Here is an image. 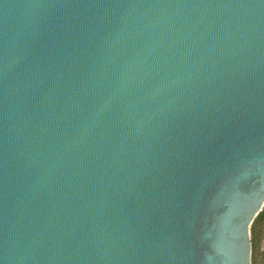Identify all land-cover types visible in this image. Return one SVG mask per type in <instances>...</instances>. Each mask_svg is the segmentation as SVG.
I'll use <instances>...</instances> for the list:
<instances>
[{"label": "water", "instance_id": "95a60500", "mask_svg": "<svg viewBox=\"0 0 264 264\" xmlns=\"http://www.w3.org/2000/svg\"><path fill=\"white\" fill-rule=\"evenodd\" d=\"M264 0H0V264H252Z\"/></svg>", "mask_w": 264, "mask_h": 264}, {"label": "rangeland", "instance_id": "374dc122", "mask_svg": "<svg viewBox=\"0 0 264 264\" xmlns=\"http://www.w3.org/2000/svg\"><path fill=\"white\" fill-rule=\"evenodd\" d=\"M264 212V211H263ZM260 230H261V235L257 241V246L255 249V252L253 250V255H252V264H264V223L261 224ZM255 253V257H254Z\"/></svg>", "mask_w": 264, "mask_h": 264}, {"label": "trees", "instance_id": "16d2710c", "mask_svg": "<svg viewBox=\"0 0 264 264\" xmlns=\"http://www.w3.org/2000/svg\"><path fill=\"white\" fill-rule=\"evenodd\" d=\"M264 211V210H263ZM264 223V212H262L259 217L256 219L253 228H252V243H253V250L255 252L256 246H257V241L261 235V230H260V226H262L261 224ZM254 257H255V253H254ZM254 264V263H253Z\"/></svg>", "mask_w": 264, "mask_h": 264}]
</instances>
